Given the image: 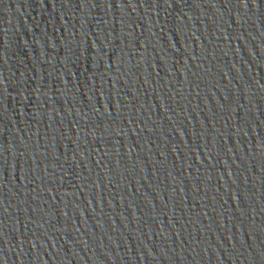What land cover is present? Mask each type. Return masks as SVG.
Masks as SVG:
<instances>
[{"label":"water","instance_id":"water-1","mask_svg":"<svg viewBox=\"0 0 264 264\" xmlns=\"http://www.w3.org/2000/svg\"><path fill=\"white\" fill-rule=\"evenodd\" d=\"M0 264H264V0H0Z\"/></svg>","mask_w":264,"mask_h":264},{"label":"snow or ice","instance_id":"snow-or-ice-1","mask_svg":"<svg viewBox=\"0 0 264 264\" xmlns=\"http://www.w3.org/2000/svg\"><path fill=\"white\" fill-rule=\"evenodd\" d=\"M241 3H242V0H241Z\"/></svg>","mask_w":264,"mask_h":264}]
</instances>
